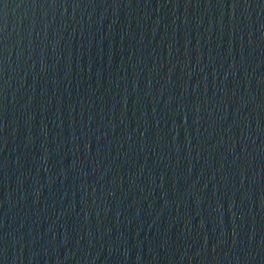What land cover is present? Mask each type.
I'll return each mask as SVG.
<instances>
[{
    "label": "water",
    "instance_id": "95a60500",
    "mask_svg": "<svg viewBox=\"0 0 264 264\" xmlns=\"http://www.w3.org/2000/svg\"><path fill=\"white\" fill-rule=\"evenodd\" d=\"M0 264H264V0H0Z\"/></svg>",
    "mask_w": 264,
    "mask_h": 264
}]
</instances>
